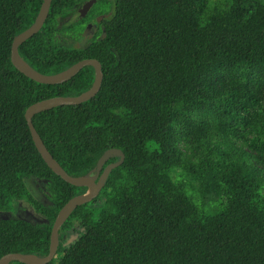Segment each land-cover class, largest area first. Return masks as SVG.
Listing matches in <instances>:
<instances>
[{
  "label": "trees",
  "instance_id": "obj_1",
  "mask_svg": "<svg viewBox=\"0 0 264 264\" xmlns=\"http://www.w3.org/2000/svg\"><path fill=\"white\" fill-rule=\"evenodd\" d=\"M86 1L51 0L18 54L44 74L95 58L100 88L34 114L32 124L71 176L93 171L109 148L124 158L62 223L45 264H264V0H95L79 17ZM41 2L0 0V211L26 202L45 220L0 218V257L46 255L59 209L86 190L46 165L24 111L87 90L94 69L44 84L10 59L13 37ZM90 22L80 44L66 40ZM178 170L196 185L182 184ZM32 178L46 181L42 201Z\"/></svg>",
  "mask_w": 264,
  "mask_h": 264
},
{
  "label": "water",
  "instance_id": "obj_2",
  "mask_svg": "<svg viewBox=\"0 0 264 264\" xmlns=\"http://www.w3.org/2000/svg\"><path fill=\"white\" fill-rule=\"evenodd\" d=\"M95 0H87L78 9V16H84L89 8L92 6ZM51 0H42L38 13L35 16L33 22L24 29L23 31L17 33L11 43L10 47V59L12 64L25 76L28 78L44 84H57L65 82L74 76L83 66L89 65L94 69V79L92 85L85 91L78 95L72 96H53L45 99H41L30 104L24 111V117L34 143V146L38 153L40 154L46 165L58 176H60L64 181L75 185V186H85L86 190L83 193H79L68 199L64 205L59 209L56 214L54 221L50 230L49 237V249L48 253L44 256H39L32 253H19L10 252L2 255L0 257V264H8L12 260H17L25 264H45L49 262L55 255L57 246L59 243L58 231L62 223L66 220L69 214L77 207L87 201H90L95 197L102 186L104 185L107 176L111 169L121 164L124 158L123 152L118 148H109L105 150L96 163L94 169V174L90 173L71 176L65 172V170L59 165V163L53 158L49 153L42 140L40 139L38 133L36 132L33 124L32 117L34 114L59 106V105H74L86 101L92 98L100 88L102 81V71L99 61L95 58H84L81 59L69 67L52 74L40 73L28 65L18 54V46L27 38L35 34L42 26L49 10ZM92 24L87 23L85 26L84 33L90 31ZM109 156H117L118 159L114 162L104 165L105 160ZM45 221V220H44Z\"/></svg>",
  "mask_w": 264,
  "mask_h": 264
},
{
  "label": "rangeland",
  "instance_id": "obj_3",
  "mask_svg": "<svg viewBox=\"0 0 264 264\" xmlns=\"http://www.w3.org/2000/svg\"><path fill=\"white\" fill-rule=\"evenodd\" d=\"M223 1H225V0H210L209 7H212L215 4H222ZM85 26H86V23L83 24V27L77 28L78 31L76 33H74L75 35H70V36L68 34L65 35L66 40L71 42V43H74V41L77 40L75 43L80 44L82 42V38L84 39V37L80 38V35L81 36L90 35V33H91V30L89 32H87L86 34L84 33ZM237 145H239V143ZM178 172H180V170L176 171L177 176H179V181L182 184H184L187 188H192L193 186L196 185V181L193 180L189 176V173L180 172L182 174H179ZM93 174H94V170L91 172V175H93ZM28 181H29L28 186L30 187L31 190L35 189L38 198L45 199V192H46L45 182L46 181L43 179H38V178H32ZM9 217L26 218V219H29L33 222H37V223H41L44 221V218L42 216H40L39 214L35 213V211L32 209V207L26 202H17V204L15 206V211L14 210L8 211V212L7 211H0V218H9Z\"/></svg>",
  "mask_w": 264,
  "mask_h": 264
},
{
  "label": "flooded vegetation",
  "instance_id": "obj_4",
  "mask_svg": "<svg viewBox=\"0 0 264 264\" xmlns=\"http://www.w3.org/2000/svg\"><path fill=\"white\" fill-rule=\"evenodd\" d=\"M101 18V15H99L98 17H97V19L99 20ZM91 23V22H90ZM92 24V23H91ZM91 27H93V26H91ZM35 194H36V191H35V189L34 190H32ZM36 197L38 198V196H37V194H36ZM38 199H40V198H38ZM41 201L42 200H44L43 198L42 199H40ZM15 213V212H14ZM73 235H76V233L75 234H71V237L73 236Z\"/></svg>",
  "mask_w": 264,
  "mask_h": 264
}]
</instances>
